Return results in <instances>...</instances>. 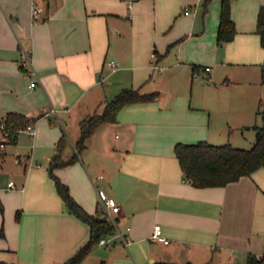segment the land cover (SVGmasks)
<instances>
[{
	"label": "crops",
	"instance_id": "crops-1",
	"mask_svg": "<svg viewBox=\"0 0 264 264\" xmlns=\"http://www.w3.org/2000/svg\"><path fill=\"white\" fill-rule=\"evenodd\" d=\"M38 2L44 12L34 21L32 0H0V118L21 113L36 129H21L9 144L14 151L0 153V264H64L90 237L49 175L63 134L62 158H78L55 173L91 214L100 209L97 187L114 197L118 225L130 236L127 246L96 244L79 264H246L249 254L264 264V168L225 186L198 187L174 150L201 140L253 146L264 108L257 33L264 0H232L237 33L223 45L221 0L207 8L204 0ZM22 42L32 67L22 61ZM152 46L162 71L148 63ZM129 87L159 95L123 106L78 151L80 122ZM157 224L169 243L152 239Z\"/></svg>",
	"mask_w": 264,
	"mask_h": 264
},
{
	"label": "trees",
	"instance_id": "trees-1",
	"mask_svg": "<svg viewBox=\"0 0 264 264\" xmlns=\"http://www.w3.org/2000/svg\"><path fill=\"white\" fill-rule=\"evenodd\" d=\"M210 0H204L207 8ZM232 0H221V14L218 29V44L223 45L234 39L237 28L231 15ZM257 33L260 35L261 44L264 47V5H261L257 18ZM175 44H172L173 46ZM170 46V47H171ZM157 56L160 54L155 50ZM195 66V70L199 69ZM261 77L264 83V61L261 64ZM158 91L143 93L137 88H124L112 100L106 101L103 110L96 109L92 114L86 116L80 122V137L76 142L78 151H82L87 145V139L95 129L103 122H114L117 120L118 111L125 105L148 102L155 100ZM262 124L255 126L257 129L256 141L250 148L236 147L230 142L224 144H213L206 140L197 143L178 142L175 145V154L178 158L184 176L195 186H225L230 182L239 180L242 176L252 175L260 168H264V108L258 111ZM8 129L10 131V143L17 141L18 133L26 128L31 120L24 114L12 112L7 114ZM67 142V135L59 139L58 151L52 157L48 167L49 175L55 181L56 189L65 201L70 213L74 214L90 227V237L78 251L64 264H79L99 243L102 237L111 235L115 229L109 221L100 219L98 215L89 213L71 194L69 186L64 183L55 173V169L71 163L77 159L75 154L69 161L62 158V152ZM2 152L0 146V153ZM0 210L4 211V205L0 198ZM4 228L0 229V237L4 236ZM246 264H263L260 257L249 254Z\"/></svg>",
	"mask_w": 264,
	"mask_h": 264
},
{
	"label": "built area",
	"instance_id": "built-area-1",
	"mask_svg": "<svg viewBox=\"0 0 264 264\" xmlns=\"http://www.w3.org/2000/svg\"><path fill=\"white\" fill-rule=\"evenodd\" d=\"M43 12L44 6L40 2H38V0H32V17L34 21H38ZM185 14H189V10H186ZM20 48L23 63L32 67L31 51L24 45L23 42L20 44ZM108 63L113 68L117 67V62L113 59L109 60ZM151 67L155 71L164 70V67L158 63L157 54L155 52L151 54ZM205 69L210 70V67L207 66ZM33 74L35 75V79L30 83L31 87L37 86L39 81L36 72H33ZM26 128L30 131L31 134H35L36 129L33 124H29ZM10 139L8 117L7 115H5L0 118V146L2 150H4L6 148V145L10 143ZM93 182L95 183V179H93ZM9 186L15 188L16 184L14 181H10ZM97 190L100 202V209L97 215L100 219L107 220L111 224H113L115 229L113 234L102 237L99 243L106 247H113L119 241L127 246L130 243V236L128 233L123 232L118 225V215L121 212V205L114 197L106 195L98 187ZM130 230L131 228L128 227V232ZM152 239L162 241L164 243H169V239L163 235L162 226L160 224H157L155 226Z\"/></svg>",
	"mask_w": 264,
	"mask_h": 264
},
{
	"label": "rangeland",
	"instance_id": "rangeland-1",
	"mask_svg": "<svg viewBox=\"0 0 264 264\" xmlns=\"http://www.w3.org/2000/svg\"><path fill=\"white\" fill-rule=\"evenodd\" d=\"M131 19L129 18V22H130V24H131ZM127 26H128V24H127ZM170 28H171V25H170ZM143 36L142 35H138L137 36V38H142ZM127 38H128V43H129V46L130 47H132L133 46V42L136 40V35H135V33H133V30H132V27H130V33H129V35L127 36ZM175 47H176V45H173V46H171L170 48H169V51H168V53H170V55H169V60H171V58H172V56H174L175 55ZM151 51V52H150ZM154 52V48H153V46L150 48V50H148V63H149V65H150V67H151V54ZM167 53V54H168ZM146 54H147V52H146ZM168 60V61H169ZM164 63V62H163ZM161 66H162V63L160 64ZM164 67V66H163ZM152 68V67H151ZM246 143V145H250V142H245ZM10 144V143H9ZM9 144H7L6 145V149H8L7 151V153H11L12 151H14V149H15V147L14 146H12V145H9ZM9 146V147H8ZM242 148V147H241ZM24 151H26V149L24 148V149H22V153L24 152ZM9 160V159H8ZM8 160H7V163L9 164L10 162H8ZM12 166V165H11ZM11 169V168H10ZM9 169V170H10ZM10 176L8 175L7 176V179L9 178Z\"/></svg>",
	"mask_w": 264,
	"mask_h": 264
}]
</instances>
